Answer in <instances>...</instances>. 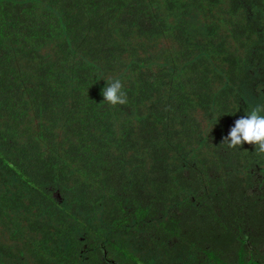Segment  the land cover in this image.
Returning <instances> with one entry per match:
<instances>
[{
  "label": "trees",
  "instance_id": "1",
  "mask_svg": "<svg viewBox=\"0 0 264 264\" xmlns=\"http://www.w3.org/2000/svg\"><path fill=\"white\" fill-rule=\"evenodd\" d=\"M253 109L264 0H0V264H264Z\"/></svg>",
  "mask_w": 264,
  "mask_h": 264
},
{
  "label": "clouds",
  "instance_id": "2",
  "mask_svg": "<svg viewBox=\"0 0 264 264\" xmlns=\"http://www.w3.org/2000/svg\"><path fill=\"white\" fill-rule=\"evenodd\" d=\"M102 96L109 106L128 104L127 93L119 78L107 82V86L102 89ZM259 112V109H253L247 116L236 119L228 134L222 138L221 145L237 149L248 143L255 145L257 156H264V115Z\"/></svg>",
  "mask_w": 264,
  "mask_h": 264
}]
</instances>
